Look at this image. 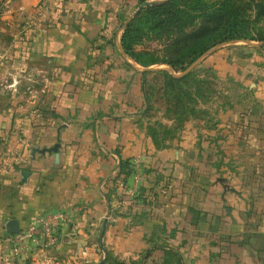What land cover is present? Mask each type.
Returning a JSON list of instances; mask_svg holds the SVG:
<instances>
[{"label": "crops", "instance_id": "1", "mask_svg": "<svg viewBox=\"0 0 264 264\" xmlns=\"http://www.w3.org/2000/svg\"><path fill=\"white\" fill-rule=\"evenodd\" d=\"M144 1L163 0H23L10 13V52L19 40L49 76L36 99L0 102V137L20 155L6 165L0 149V227L61 213L36 262L264 264V43L230 42L196 64L223 101L150 115L143 68L120 42Z\"/></svg>", "mask_w": 264, "mask_h": 264}, {"label": "trees", "instance_id": "2", "mask_svg": "<svg viewBox=\"0 0 264 264\" xmlns=\"http://www.w3.org/2000/svg\"><path fill=\"white\" fill-rule=\"evenodd\" d=\"M148 39L161 49L142 47ZM254 39L264 43V0H163L136 11L120 35L124 53L143 68L145 112L178 118L202 114L214 93L205 77L214 78L212 71L186 68L217 44ZM127 171L133 174V164Z\"/></svg>", "mask_w": 264, "mask_h": 264}, {"label": "rangeland", "instance_id": "3", "mask_svg": "<svg viewBox=\"0 0 264 264\" xmlns=\"http://www.w3.org/2000/svg\"><path fill=\"white\" fill-rule=\"evenodd\" d=\"M23 3V0H0V102H5V99L13 96L15 101H19L21 104L27 103V101H32L36 99L38 93L41 92L43 88L48 84L49 70L45 65L44 61L38 60L37 58L31 57L30 55L21 54L20 49H18L15 43L14 51L10 52V44L12 43L11 31H10V13L16 11L18 6ZM127 19L126 21H128ZM247 42L249 40H237ZM254 41H257L254 39ZM234 42V41H230ZM223 42L213 46L214 52L221 46H225L227 43ZM9 46V49H8ZM144 48L150 49H161L162 43L157 42L153 39H148L141 45ZM137 46V49L141 48ZM210 52V53H211ZM153 67H165L164 65H156ZM206 67H199L196 74H206V72L201 71ZM208 81L211 82V87L214 93L209 98L205 106H212L216 99L219 98L223 100L224 87L219 84L216 79L208 74L205 75ZM34 98V99H33ZM156 108L158 103L154 104ZM154 111L150 112L152 115ZM10 232L6 228L0 227V264H59L57 259L41 255V260L36 262V251L41 247L51 249L55 242L50 240H43V238L38 237L36 241H24L21 244L20 251L16 254L10 252L11 241L7 240ZM49 251V250H48ZM51 252V251H50ZM46 254V253H45ZM44 256V257H43Z\"/></svg>", "mask_w": 264, "mask_h": 264}, {"label": "built area", "instance_id": "4", "mask_svg": "<svg viewBox=\"0 0 264 264\" xmlns=\"http://www.w3.org/2000/svg\"><path fill=\"white\" fill-rule=\"evenodd\" d=\"M5 136L0 137V149H2V156H4L3 163L6 165L15 162L20 157L19 153L14 152L7 146ZM2 147V148H1ZM134 172L132 174L133 186L130 187L131 197H136L137 189L136 184L139 177V164L137 161L133 162ZM64 216L58 212H49L41 216L32 218L27 227L20 230L12 239L10 245V252L16 254L20 251L21 244L24 241L34 242L38 237L43 238V240H50L55 242L53 235V228L59 223V221L64 220Z\"/></svg>", "mask_w": 264, "mask_h": 264}, {"label": "water", "instance_id": "5", "mask_svg": "<svg viewBox=\"0 0 264 264\" xmlns=\"http://www.w3.org/2000/svg\"><path fill=\"white\" fill-rule=\"evenodd\" d=\"M152 3H155L154 1H144L143 3L140 4V6L137 8L136 11H138L139 9H141L142 7L146 6V5H150ZM127 23V21L125 22V24ZM212 50H214V48L209 49L207 52H205L203 55H201L199 58H197L189 67L186 68L185 72H187L188 70H190L191 68H193L198 62L199 60L204 57L205 55H207L208 53H210ZM6 230L10 233H18L19 232V225H18V221L16 219H10L7 224H6Z\"/></svg>", "mask_w": 264, "mask_h": 264}]
</instances>
